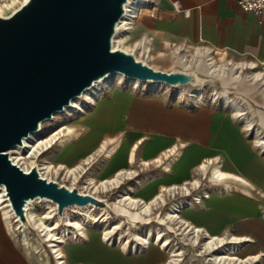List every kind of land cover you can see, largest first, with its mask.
I'll return each mask as SVG.
<instances>
[{
	"label": "crops",
	"instance_id": "obj_1",
	"mask_svg": "<svg viewBox=\"0 0 264 264\" xmlns=\"http://www.w3.org/2000/svg\"><path fill=\"white\" fill-rule=\"evenodd\" d=\"M156 1V7L145 13L136 38L131 40L130 34L137 16L131 29L124 31L121 38L126 50L146 64L145 59L154 56L175 64L179 57L187 59L196 51H203L205 55L192 59L191 67L183 68V71L191 69L194 73L207 59L214 57L212 52L234 59L237 62L221 61L231 68L235 65L244 68L240 78L226 79L235 98L228 96V90L222 95L234 99L244 116H237L236 110L223 105L199 103L191 106L183 104L181 99L154 91L136 92L114 87L97 101V105L76 118V129L69 125L72 136L51 149L48 158L65 170L86 168L81 178L94 179L99 188L108 186L102 197L112 191L118 192V197L133 190L132 197L139 202L151 201L164 189H169L173 195L176 189L172 191V187L186 196L181 187L188 186L192 193L199 176L205 174L207 181L219 191L212 192L199 204L179 210L176 227L193 237L195 230L200 231L199 242L207 237L222 239L238 247L236 253H231L234 257L241 251L242 258H236L251 260L250 264H264V219L261 217L264 145L259 141L264 140V135L247 115L250 112V116L259 118L260 126H264V111L253 110L249 96L254 91L264 97V19L261 21L243 12L234 0ZM189 47H193L192 50L182 54ZM157 70L172 72L169 66ZM247 70V80H243L241 75ZM196 75L198 78V73ZM256 85L261 89L250 88ZM214 95L219 98L217 93ZM141 168L148 173L138 192L140 197H136L132 186L124 188L123 185L135 180L136 170ZM169 195H165L167 202L172 197ZM162 233L172 245L176 244L173 238L180 240L179 235L177 238ZM88 235L85 239L66 240L61 244L66 264H171V250L155 242L141 246L134 253L132 249L109 245L99 233ZM0 264L52 262L45 255L27 252L11 237L6 226H2Z\"/></svg>",
	"mask_w": 264,
	"mask_h": 264
},
{
	"label": "water",
	"instance_id": "obj_2",
	"mask_svg": "<svg viewBox=\"0 0 264 264\" xmlns=\"http://www.w3.org/2000/svg\"><path fill=\"white\" fill-rule=\"evenodd\" d=\"M130 0H27L0 16V189L25 224L29 200L48 199L62 216L72 206H108L89 194L68 190L11 162L8 151L39 125L63 112L94 82L119 73L168 87L195 84V76L165 72L112 48L116 25Z\"/></svg>",
	"mask_w": 264,
	"mask_h": 264
},
{
	"label": "bare ground",
	"instance_id": "obj_3",
	"mask_svg": "<svg viewBox=\"0 0 264 264\" xmlns=\"http://www.w3.org/2000/svg\"><path fill=\"white\" fill-rule=\"evenodd\" d=\"M27 0H0V16L1 17H6L10 15L12 12H14L17 8H19L23 3H25ZM151 0H130L127 2V4L124 7V16L123 18L118 22L116 25V33L112 39V48H116V43L120 42L119 40L122 39V33H120L119 29H122L123 31H128L131 29L132 23L134 19L136 18L137 14L139 11L147 4H149ZM156 1V0H153ZM3 3H6V5H3ZM120 49V48H118ZM120 50L127 52V53H132L128 52L125 47L121 48ZM133 54V53H132ZM134 55V54H133ZM135 56V55H134ZM136 58V57H135ZM203 58V57H202ZM137 59V58H136ZM180 63H184L186 60L184 58H178ZM142 61V60H141ZM188 61V60H187ZM145 63L144 61H142ZM190 64V61H188ZM192 62V60H191ZM201 62V61H200ZM146 64V63H145ZM148 65V64H147ZM206 66V75L208 76V79H205L206 83H211L212 81H216V79H223V82L226 81L227 75H228V68L226 66H220L212 59H207V61L204 62ZM199 66V65H198ZM201 67H199L200 69ZM232 68H235L237 72H233L230 79L236 80L239 77L240 72L244 69L243 67H236L233 66ZM254 68V67H252ZM193 74L196 79L195 84H190L191 87H193V90L191 91V98L193 97L194 100L199 99L201 95V90L202 87L204 86V81L203 83L196 77V73L192 71H185ZM255 76V75H254ZM259 79V78H257ZM238 81V80H237ZM121 84L122 82L123 85L126 87H129L131 89L137 90L138 88H143L146 83L149 85V90H152L154 92H160L162 91V88L168 89V86H165L160 83H154V82H141L138 81L137 79L133 78H127L124 77L123 75L119 73H112L107 75L105 78L94 82L93 86L90 88L91 92L85 91L81 97H84V99L89 101L92 100L91 95H101L105 89H109L110 87H113L116 84ZM260 83V82H259ZM188 86V85H185ZM185 86H175L172 87L175 89L173 91V95L176 98H181L183 95H179L180 92H182V88L180 87H185ZM233 86V85H232ZM148 90V89H146ZM178 93V94H176ZM91 94V95H90ZM214 96V102H219L221 105L229 107L231 109H234L237 111V116H244L243 113L240 111V106L237 104L234 99H230L226 95H219V98L216 95ZM99 98H101L99 96ZM82 104H79L76 99H73L68 107L65 108V110L72 111L73 108H78L82 111V114L86 113V110L84 108V103L85 100H83ZM96 105V100L94 101L93 106ZM241 105V104H240ZM243 108V107H242ZM55 116H53L54 118ZM52 118V119H53ZM247 118V117H246ZM244 117V120H247ZM49 122V120L43 121L39 125V129L35 133H31L27 138L23 139V145L22 146H16L12 149H10L7 153L9 155V158L11 157V162L14 163L15 165H23L21 169L24 171H28L32 167H36L39 170V173L42 178L47 179L46 175H53V174H58L59 172L64 173V176L68 178V180H71V184H74L79 180V178L82 177V173L86 170V168H80L81 170H68V169H62L60 167L55 166L48 158H42L41 161H38V155L41 154L43 150L50 149L53 147H56L59 144H62L64 141H67L72 135L70 131L69 125L63 124L61 126H58L54 132H52L49 135H45V132L43 131V124ZM251 123V122H250ZM259 132V131H257ZM256 136V135H255ZM258 136V135H257ZM260 138V137H259ZM260 144L264 145V140L260 139ZM10 152V153H9ZM92 161V160H91ZM39 165V166H38ZM88 165V164H87ZM77 171V172H76ZM129 174V173H128ZM51 177V176H50ZM50 181V179H47ZM117 180V179H116ZM110 182V181H109ZM112 183V181L110 182ZM118 183V182H116ZM199 182H197V185ZM85 186L88 189V193L96 199L103 201V199L99 198L97 193H106L108 190V186H102V188H99L98 185L95 183L94 179H87L85 180ZM112 187V185H110ZM183 190V194L186 196H181L183 197L182 199H176V201H181L180 203H173L170 207L168 206L167 209H165V212L163 214V220L167 223L170 224H175L176 225V219H177V212L179 210L183 209L184 207L190 206L189 205V197L192 195L190 193V189L188 186H183L181 187ZM172 191L175 190V193L172 195L170 190H163L162 193L158 194L155 198H153L149 202H139L137 199L132 197V194L134 193L133 190H129L126 194L122 196H118L116 200L113 202H106V205L110 207L113 205L114 207H120L123 208L124 210L131 211V212H137L139 215L142 217H150L151 215L154 214L156 210L161 209L162 207L165 208L167 205H170L167 203L166 199V193L170 194L169 197L172 195L175 197L176 195H180L177 192V187H172ZM180 190V191H181ZM185 198V200H184ZM36 202H50L53 205L56 206L52 201L48 199H40L36 198L34 200H29L27 204L24 207L25 211V219L27 226H24V224L19 220L17 216L14 215L9 201L6 198V194L4 193V190L1 188L0 189V211L2 212L3 219L5 221V225H7V229L10 233L14 235L15 231L20 234V239L22 246H28L29 242L27 240V237L24 233V228H30L33 229L37 232L38 236L41 237L42 241L44 243H47L48 249H50V252L54 255L55 258V263L56 264H66L65 261H63L62 257V252H61V247L60 245L65 242L66 239H70L72 237L77 238V237H86V231L84 230L85 228L83 227V224L81 223L79 218H74L73 220H63V214L62 217H58L59 220L54 221L50 225L46 224V222L42 221L41 219H35L34 215L32 214V207L34 203ZM142 203V204H140ZM72 208L79 210L81 215L85 217L86 220H92L93 222L96 223H103V226L100 228L99 234L102 236V239L108 243L109 245H118L121 247L123 250H129L132 249L134 253L139 251L141 246H146L151 243H157L165 248L169 247V240L167 238H164V235L162 232H160L158 229H156L155 232L151 231H146L143 235L134 232L132 240H127L121 236L118 235V232L121 230L123 227L124 221L119 220V221H114L109 224L107 223L108 218L110 217L105 210L95 208L91 205H88L86 207H78V206H72ZM92 209V210H90ZM68 210V209H67ZM95 210H100L101 215L96 216L94 215ZM54 211V209L52 210ZM56 211V210H55ZM66 211V210H65ZM49 216V215H48ZM46 217V218H51ZM111 218V217H110ZM13 220V223H15V229L13 230V227L11 225V221ZM63 220V222H61ZM181 223V222H180ZM60 226H63L64 229H59ZM177 230L181 231L180 233H185L186 231L180 227L177 228ZM196 234L194 238V242L196 243L198 237H199V232L198 230H195ZM188 235V234H187ZM189 236V235H188ZM113 237V238H112ZM193 242V241H192ZM222 239H216V238H211L207 237L202 242V247L201 250L203 253H209L216 249V245L218 243H222ZM201 246V245H200ZM226 250V249H225ZM215 252V251H214ZM170 253L171 255V264H178L181 261V256L182 252L180 251H173L171 250ZM232 254L236 253L235 251L231 252ZM214 262L216 261L217 263H226V264H231L232 262H236L238 264H247V260H240L234 256H230L228 252H216L214 254Z\"/></svg>",
	"mask_w": 264,
	"mask_h": 264
},
{
	"label": "rangeland",
	"instance_id": "obj_4",
	"mask_svg": "<svg viewBox=\"0 0 264 264\" xmlns=\"http://www.w3.org/2000/svg\"><path fill=\"white\" fill-rule=\"evenodd\" d=\"M3 5H6V3H3ZM155 7H156V3L150 4V2H149V4L145 5L139 11L137 18L135 19L134 29L131 31V34H130L131 40L136 38V36L138 35V32L141 29V26L143 25V22H144L143 17L145 15V13H147L148 11L152 10V8H155ZM119 30H120L119 32L122 33V35H124V31L122 29H119ZM119 41L120 42L116 43L115 49H118V48L121 49L123 47H126L125 44H123V39H120ZM192 48L193 47L186 48L185 50L182 51V54H187L186 50L191 51ZM199 55H205V52L196 51V53L192 54L187 59L184 58L186 61L184 63L182 62V64L180 63L179 60H177V62L175 64H172L171 62L165 61V59H157V58H155L156 56H154L152 58H147L145 60L149 65L156 66L157 69L169 66V67H171L172 71H175V69H178V71H180V72H185V71H183V68L184 67H191L193 65L191 60L198 57ZM212 56H214V57H211L212 60L214 61V63H216L220 66H226L228 68V72H227L228 75H227L226 79H228V77L230 79L232 73L237 72V70L232 71L233 69L231 68L230 65H228L226 62L221 61V60H225V61L237 62L234 59L228 58L224 54L217 53V52H215V53L212 52ZM141 58L144 59V57H141ZM187 60L190 61V64ZM235 66L237 67L238 65H235ZM238 67H240V66H238ZM189 71H191V69H189ZM195 71H196V73H198V76H199L198 79L202 83L204 81V86L202 87L201 95H200L199 99L194 100L193 97L192 98L190 97L192 94L191 91L193 90V87H191L190 85L185 86V87H180V88H182V92H180L179 95L180 94L183 95L181 98H176L173 95V93H174L173 91H175V89H173L171 87H169L168 89L162 88V91L158 92V94H163L165 96L174 97L175 99H181L183 104H189L191 106L194 104H199V103H201V104L209 103L215 107H219V106L223 107L222 105L219 104V102H217V101L214 102V96L213 95H214V93H217L218 95H222L223 91H225V90H228V96L229 97L235 98V96L231 93V90H233V88L231 87L230 82L226 81L223 83L222 80H225V78L216 79L217 81H215L214 84H209V83H206V81H205V78H206V66L205 65L202 64L200 70H198V71L195 70ZM185 73H189V72H185ZM247 74H248V70L244 71L242 73L241 77L243 80H247V77H248ZM123 83H125V82H122L121 84H118L116 82L117 85L110 87L109 89L114 88V87H121L122 89H124L125 87H123ZM125 85H127V84L125 83ZM148 85L149 84L146 83V85L143 88H141V90H140V88H138V90H135V91L138 92L140 90L141 92H153L152 90H149ZM126 88L131 89L127 86H126ZM239 88H240V86L237 87L236 90H238ZM250 88L261 89V87L259 85H256V86H253ZM146 89H148V90H146ZM131 90H134V89H131ZM253 92L254 91L249 93V96H250L251 100L253 101V102L252 101L250 102V105L252 106L253 110L264 111V97H259L258 95H256L257 93L254 94ZM176 94H178V93H176ZM93 96H97L98 100H99L100 99L99 96L102 97V94L99 96L98 95H93ZM84 100L86 101V99H84ZM98 100H96V105H97ZM82 102H84V101L79 102V104H82ZM85 104H86V102L84 103V108H85ZM88 110H86V113ZM82 115L81 114H73V116L67 117V118L65 116L58 115L56 117V119L53 120L52 122H46L43 124V131L45 132V135H49L52 132H54L58 126H61L63 124L70 125V126H73L75 128V121L77 120L76 118L81 117ZM247 115L249 116L251 121H253L254 126L259 128L261 134L264 135V126L263 127L260 126V119L257 117L250 116V112H247ZM59 146H60V144L57 145L56 147H59ZM53 148H55V147H53ZM53 148L43 150L41 152V154H39L37 157L38 161H41L42 158H48V156L52 153L51 149H53ZM10 159H11V157H10ZM93 160H94V156H93ZM19 164L20 163H18V165ZM19 166L21 168L24 167L23 165H19ZM136 171H137L138 177H136L135 180H139V181H135V180L127 181L123 185V187L126 188L127 186H132L135 190L134 196L140 197L138 192L140 190H142L141 186H143V180L145 178V174H147L148 172H147V170H145V171L142 170V168H141V170L137 169ZM202 175H205V174H202ZM46 176H47L46 177L47 179H50V181H54L59 186H64L65 188H67L69 190L77 189L78 192H81L84 194L88 193V189L85 186V180H87V178H88L87 176H84L83 178H79V180L77 182H75L74 184H71L72 183L71 180H68V178H66L64 176V173H61V172H59L57 175L53 174V175H46ZM205 182H208L207 179L205 180ZM117 193L118 192H116V191H112V192L106 194L104 197H102V193L99 192V193H97L98 194L97 196L100 199L102 198L103 202L106 204L107 201H108V203L109 202L111 203V201L116 200ZM176 199H182L183 200V197H181V195H176L175 197H173V196L170 197V200L167 202L170 205H167L165 208L162 207L161 209L156 210L154 212V214L151 215L150 217H142L137 212L127 211V210H124L123 208H120V207H114L113 205H111L112 211L110 210L109 206H108V210L105 208H102V207H95V208L105 210L106 213L111 217V218L110 217L108 218L107 223H105V224H109L111 222L119 221V220L124 221L123 227L118 232V235L123 237L125 239V241L132 240L134 232H137V233L143 235L147 230L151 231V232L152 231L155 232L156 231L155 228H157L160 232L168 233L172 236L174 235V237H177V238L179 235L180 240L173 238L174 243H176V244L175 245L169 244V247H168V249L173 250V251H180L181 250L183 256L180 257L181 262L179 264H224V263H217L216 261L214 262V257H215L214 254L216 252H225L226 251V252H228V254L230 256H233L231 254V252L238 250L237 246L235 247V245H228V243H225L223 241L222 242V243H224L223 246H220V245H222V243L221 244L219 243L216 245V249H214L213 251H211L209 253H203L201 250L203 241L199 242V239H197V241L195 243L194 238H192L193 235L188 234L189 235L188 236L187 234L180 233L181 231L177 230L178 227H176V225H170V223H167L163 220V214L165 212V209H167L168 206L170 207L173 203H176V202L180 203L181 202V201H176ZM184 200H185V198H184ZM53 209H54V211H52ZM56 209H57V206L53 205L50 202H36V203H34V205L32 207V214L34 215L35 219H41L42 221L46 222V224H48V225H50L51 223H53L56 220H59L58 217H62L63 214H65L62 217L63 220H73L75 217L79 218L81 223L83 224V227L85 228L84 230H87L86 231V235H87L86 238L89 236L88 234L99 233L100 228L103 226V223H96V222H93L92 220H86L85 217L83 215H81L82 211H80L78 213L79 210L74 209L72 207L66 208L65 209L66 211L65 210L63 211L62 216L57 215V213L55 211ZM90 210H92V209H90ZM51 215H52L51 218H46V217H50ZM94 215L100 216L101 211L95 210ZM63 220H61V222H63ZM10 221H11V225H12L13 230H14L15 229V223H13V220H10ZM5 224L6 223L3 219L2 212L0 211V230H1L2 226L3 227L6 226V228H7V225H5ZM24 226H27V223H25ZM59 229H64V227L60 226ZM24 233H25L27 240L29 242L28 246H23L27 252H31L35 255H45L51 259L52 264H56V263H54L55 262L54 255L50 252V249H48L47 243H44L42 241L41 237L38 236V234L35 230L30 229V228H24ZM182 236H183V238H181ZM11 237H13L14 239L19 241L20 234H18L15 231L14 235L11 233ZM100 237H102V236H100ZM82 239H85V237H77V238L72 237V238L66 239V240L67 241L68 240L77 241V240H82ZM19 242L21 243V241H19ZM113 246H117L118 248H120L116 244L115 245L113 244ZM60 247H61V245H60ZM242 255H243V252L240 251L235 256L242 258ZM250 263H251V260L247 264H250ZM231 264H238V263L232 262Z\"/></svg>",
	"mask_w": 264,
	"mask_h": 264
},
{
	"label": "built area",
	"instance_id": "obj_5",
	"mask_svg": "<svg viewBox=\"0 0 264 264\" xmlns=\"http://www.w3.org/2000/svg\"><path fill=\"white\" fill-rule=\"evenodd\" d=\"M234 1L236 2L238 7L243 12L252 14L254 17H256L257 19H259L261 21L264 19V0H234ZM155 2L156 1L151 0L150 4H155ZM123 87H125V86L123 85ZM107 91L108 90L105 89L103 91V93H102V96H104ZM88 92H91L90 89H89ZM91 96H92V98H91L92 100L89 101V99H90L89 98L88 100L85 101L86 102L85 110L91 109V107H93L94 101L98 100L97 96H93V95H91ZM83 100H84V97H80L79 99H77V102L79 103V102H81ZM81 113H82V111L80 109H78V108H73L72 111L64 109L62 113L57 114V115H53L55 117L53 118V116H52L53 119H51L49 122H52L53 120H55L58 115L65 116L67 118V117L73 116V114H81ZM28 171H25V172H28ZM37 171L39 173L38 169H37ZM39 175H40V173H39ZM199 178H200L199 179V184L196 185L195 189L191 190L192 195L189 198V201H190L189 205H191L193 203L199 204L202 199H207L212 192H218L219 191L217 186L212 185L211 183L205 182V180H206V176L205 175H200ZM225 190H226L225 188H222V191H225ZM78 193L79 194H84V193H81V192H78ZM261 217L264 219V209L262 210Z\"/></svg>",
	"mask_w": 264,
	"mask_h": 264
}]
</instances>
